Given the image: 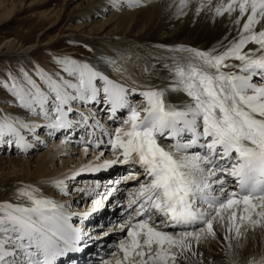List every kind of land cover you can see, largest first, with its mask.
Returning a JSON list of instances; mask_svg holds the SVG:
<instances>
[{
    "label": "snow or ice",
    "instance_id": "1",
    "mask_svg": "<svg viewBox=\"0 0 264 264\" xmlns=\"http://www.w3.org/2000/svg\"><path fill=\"white\" fill-rule=\"evenodd\" d=\"M110 4L120 11L147 0ZM170 7L177 18L189 11L226 18L224 36L206 49L167 47L168 56L153 57L160 69L137 65L130 54L95 61L57 54L47 70L21 66L0 79L4 103L24 113L0 109V144L26 154L47 146L41 131L59 134L60 146L75 142L85 160L39 184L18 182L12 198L0 201V264H68L100 239L73 218L82 225L118 194L120 220L103 236L119 235L98 264H187L189 257L214 264L198 252L203 242L222 238L228 256L233 241L239 247L249 232L264 233V0H174ZM116 165L126 174L79 185L83 174ZM74 195L84 210L73 209Z\"/></svg>",
    "mask_w": 264,
    "mask_h": 264
},
{
    "label": "bare ground",
    "instance_id": "2",
    "mask_svg": "<svg viewBox=\"0 0 264 264\" xmlns=\"http://www.w3.org/2000/svg\"><path fill=\"white\" fill-rule=\"evenodd\" d=\"M69 1L74 2L75 0ZM86 3V11L80 16V21L85 23V27L89 30L97 31V35L103 36L99 38L100 43H94L95 41L83 37L81 41L93 46L96 57L103 54L119 59L121 56L130 54L137 61V65L157 63L153 57L168 56L169 53L165 50L167 47L186 45L209 48L224 36L225 26L228 23L226 18H217L213 21L208 14L202 13L197 17L191 11L188 12V15L177 18L175 8L170 7V5L174 4V0H147L145 7L138 9L124 8L120 11L112 8L110 0H87ZM14 10L12 8L2 15L0 26L10 20ZM105 10L110 15L103 22L101 19L107 15L103 12ZM91 19L95 21L88 24ZM156 45H164L165 47L159 48L155 47ZM34 48L35 45L23 47L19 46V44L14 45L11 40H6L0 46V55H14L17 58H25L26 60L33 59L30 54ZM133 48L136 51H133ZM137 56L140 57L139 60H137ZM36 65L44 68L38 62H36ZM157 68H161V63H157ZM134 71H136L139 79H145L140 74L139 68L134 69ZM160 74L166 75V71H162ZM153 82L160 83L159 80H153ZM175 98L174 94L173 99ZM5 110L13 114L24 115L21 109L8 108ZM40 134L42 138L46 139V143L48 142L47 147L45 145H37L36 148L29 150L26 154L18 150L13 151L14 145L10 147L6 144H0V201L12 198L14 192L12 189H15L18 182L39 184L45 178L59 177L70 170L78 168L81 163L85 162L79 148H76L78 146L75 142L64 148L60 146L61 137L59 134L52 138L45 137L43 131ZM75 139H78V137ZM95 174L97 173L83 174L78 178L79 185L83 186L85 180L99 179L103 183L109 179L117 178L116 173H111L101 178H94ZM41 187L45 194L60 198L51 187L43 185ZM73 187H75V184H73ZM73 199L77 201L73 209L84 210V200L79 195H74ZM120 216L121 208L117 201L111 199V202L107 203L105 208L94 212L88 218L84 227L85 231L91 230L94 237H100L95 243L89 242L94 247L93 249H96L99 243L106 247V252L109 251L108 245L113 243L118 233L103 236V230L107 231L109 228L101 229L99 225L106 223L107 219H110V222H116ZM75 218L79 220L78 217ZM255 234L254 240L256 243L251 241L252 239L249 237L246 240H241L239 247H236V244L233 243V257L236 264H247L249 260H259L264 257V233L257 229ZM218 236L222 237V233H218ZM215 242V251L209 246L203 245L204 248L200 247L198 252H202L206 260H213L214 264H223L225 261H230L232 254L225 255L226 244H224L222 238L219 242ZM253 243L257 245L256 250L251 248ZM85 252L88 255L91 253L88 250H85ZM94 259L97 260V257ZM198 259V257H189L187 264H198ZM94 264L98 263L95 261Z\"/></svg>",
    "mask_w": 264,
    "mask_h": 264
},
{
    "label": "rangeland",
    "instance_id": "3",
    "mask_svg": "<svg viewBox=\"0 0 264 264\" xmlns=\"http://www.w3.org/2000/svg\"><path fill=\"white\" fill-rule=\"evenodd\" d=\"M86 2L87 0H75L74 2L69 0H0V18L10 9H15L10 20L0 26V46L6 40H11L14 45L19 44V46L23 47L35 45L30 54L33 59L26 60L25 58H17L14 55H0V79L4 78L7 70L16 73L21 66L26 70H31L36 65V62L49 69L52 67V57L57 54H69L77 58L87 57L95 61V50L94 53H88L82 47L85 43L81 39L82 37L88 38L95 41L94 43H100L99 38L103 35H97V31L89 30L85 27V23L80 21V16L83 15L82 13L87 8ZM103 12L107 14L106 10ZM108 15L110 14H107L101 21H106ZM96 20L98 19L96 18ZM93 21L95 20L91 19L88 24ZM89 46L93 48V46ZM132 50L136 51L135 48ZM133 58L132 61L137 63L135 58ZM6 97L7 94L3 89H0V109H19L9 107L4 103ZM16 150V148H13V151ZM118 198L116 201L122 199L121 196H118ZM119 220L120 217L116 222L112 223H118ZM99 227L108 229L110 228V223H102ZM255 233L249 232L248 234V237L253 242H255ZM233 243L236 244L237 242L233 241ZM255 243L251 244L253 250L257 249ZM203 245L209 246L215 251V241L203 242L200 247L204 248ZM230 261H234L233 254Z\"/></svg>",
    "mask_w": 264,
    "mask_h": 264
}]
</instances>
